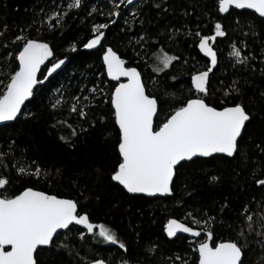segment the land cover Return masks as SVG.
Returning <instances> with one entry per match:
<instances>
[{"label": "trees", "instance_id": "1", "mask_svg": "<svg viewBox=\"0 0 264 264\" xmlns=\"http://www.w3.org/2000/svg\"><path fill=\"white\" fill-rule=\"evenodd\" d=\"M65 2L66 0H0V27L8 25V31L0 36V68L4 66L3 58L7 52L16 47L11 44V39L18 34L17 29L31 23L41 8L49 13L57 4L63 9ZM138 2L139 0L124 10L117 23L110 25L106 30L105 47L111 44L118 48L129 62L128 66H139L146 79L151 76L153 79L165 81L163 91L175 93L177 99L188 94V74L205 70L209 63L196 46L198 40L188 37L185 30L210 35L217 20L224 25L227 36L217 38L215 44L219 65L214 70L215 75L211 76L210 91L214 100L225 101V91L234 79H239L243 95H231L226 102L243 100L245 104L250 105L251 112L256 114L253 123L248 126V134L240 142L242 149L248 153L250 162L247 167H243L239 159H225L220 155L196 158L191 162H183L174 179L172 196L150 198L131 195L110 180V172L117 159V133L111 116L105 123H97L87 133H79L78 136H70V129L64 126L53 128L58 120L63 119H67L74 126L82 124L87 128V122L80 121L75 114H69L71 97L90 96L88 91L81 90L91 89L93 86L109 93L115 85V82L108 79L103 67L102 49L82 48V44L92 36V24L108 23L109 19H115L96 13L88 16L90 5H96L105 12L112 10V6L109 0H85V7L79 12L72 10L65 18L62 28H41L37 31L36 27H33L26 32L31 38L43 39L53 48L54 59L46 61L48 67L65 56L69 59L61 69L42 85L37 86L38 93L25 105L24 110L35 113V119L25 120L21 116L17 122L0 126V148L7 150L9 141H15L14 152L8 158L9 169L4 170L5 174L10 172L14 187L22 190L30 186L77 199L81 205L80 211L88 212L92 222L105 223L112 228L126 244L127 250L120 249L118 244L104 242L102 238H93L90 234L86 236L85 241H80L78 231H63L60 232L57 243L68 235L69 239L65 242L69 246L54 249L56 254L46 257L48 264H84L81 258L85 256L89 259L104 258L108 264H122L125 261L127 264H181V261L175 259L179 256L181 260H186L187 264H197L198 254L194 249L198 240L185 236L169 239L163 230L168 218H177L196 227L191 224L187 213L197 215L199 212L197 218H200L203 212L207 211L217 220L213 226L214 238L217 241L235 239L244 219L240 215L243 206L248 204L251 211L257 212V202L264 199V188L256 186L252 178L255 162L264 160V155L255 147L264 141V99L260 96V93L264 92V77L258 71L252 73L242 70L239 66L233 67L234 60L229 56L234 41L238 44L239 41H245L248 45L245 54L248 51L253 53L256 59L252 63L259 69L260 61L264 58V34H260L264 31V20L248 10L230 9L229 13L220 14L216 7L217 0H164L162 7L168 8L167 12L152 7L151 3L145 4L140 17L144 23L141 25L138 18L129 31L124 21L130 19L129 13ZM121 7L123 8V5ZM252 23H255L258 35L249 33L247 37L244 36L243 33L249 31L248 25ZM168 26L181 29V34L176 36L174 41L167 40L165 36ZM145 31L153 39L159 40V45H146V51H142L138 46L134 48L136 37ZM129 41L133 43L130 44ZM5 42H9L7 49L3 47ZM73 42H76L79 48L75 53L70 51ZM159 46H163L169 54L181 57L180 62H174L172 69L166 70L169 77L176 75L178 80L173 81L164 74L152 72L153 53ZM137 52L140 53L139 56L136 55ZM45 75L47 69L44 66L39 79L43 80ZM0 80L6 84L7 76L0 74ZM151 82L149 80L150 84ZM57 89L60 92H57ZM61 93L67 102L54 110L51 104L61 98ZM97 99L100 103L94 107L90 119L107 114V97L98 96ZM164 115L162 112L160 119H163ZM77 131L79 132V127ZM61 136L69 137L74 144L70 146L60 139ZM16 161H26L28 164L35 161L52 175L50 178L42 176L40 179L27 175L21 177L11 168V164ZM56 169L60 170L59 174H56ZM212 176L219 177L218 182H212ZM257 178L264 179V175H258ZM224 205L227 207L221 212L220 209ZM76 229L83 230L78 226ZM262 255L264 253L259 246L252 244L246 264H264V261H261Z\"/></svg>", "mask_w": 264, "mask_h": 264}, {"label": "snow or ice", "instance_id": "2", "mask_svg": "<svg viewBox=\"0 0 264 264\" xmlns=\"http://www.w3.org/2000/svg\"><path fill=\"white\" fill-rule=\"evenodd\" d=\"M112 10L105 12L96 5H90L88 16L96 13L101 16L114 17L108 23H94L91 27L92 36L82 48L86 50L102 49V64L107 76L115 81V85L109 93L102 88L93 86L88 91L90 96H73L68 109L69 114H75L80 121L87 122L74 126L67 119L58 120L52 127L60 126L70 129V136H78L79 133H87L97 123H105L109 116L114 121L116 129V154L110 172V180L122 186L130 194H146L147 196H172L174 192V178L177 176L183 162H191L194 158L215 157L239 159L243 167L250 162L248 153L242 149L241 141L248 134V126L253 123L256 114L251 112L250 105L243 100L226 102L231 95L242 96V88L239 79H234L229 89L225 91V101H217L212 98L211 76L219 65L218 51L215 47L217 38L226 37L227 31L220 21H216L212 28V34H202L200 31L185 30L188 37L198 40L196 45L199 51L209 61L205 70L188 74L190 87L188 94L177 99L175 93L163 91L166 82L147 79L139 70V66H127L128 61L118 48L107 43L106 30L110 25H115L117 19L123 15L124 10L133 6L134 0H109ZM167 12L168 8L162 7L164 0H139L129 13L130 19H125V26L130 31L137 19L142 25L141 9L145 4ZM123 5V8L121 7ZM85 7V0H71L65 2V7L57 4L49 13L43 8L37 13L36 18L23 28H18V34L11 39V44L16 45L12 51H8L3 58L4 66L0 68V74L7 76V83L0 80V123L17 122L23 116L25 120L35 119L36 114L25 111V102H31L45 80L55 74L65 65L69 57L56 60L51 66L46 65L50 58L54 59V51L50 44L43 39L31 38L26 35L28 29L36 27L56 30L62 28L65 18L72 10L79 12ZM217 10L220 14L229 13L231 9H249L258 14V18L264 20V0H217ZM188 13H185L187 15ZM239 24V21H237ZM248 36L258 35L255 23L248 25ZM8 31V25L0 27V36ZM181 34V29L168 26L165 36L167 40L174 41ZM260 34H264L262 31ZM194 40V42H195ZM132 44V41H129ZM159 40L153 39L148 32L140 33L134 42V48L139 47L146 51L147 46L159 45ZM3 47L7 49L9 42ZM248 45L245 41L233 42L229 56L233 58V67L239 66L242 70L259 74L264 77V58L260 61V67L252 63L256 59L251 51L245 54ZM79 50L78 44L73 42L70 51ZM264 51V49H262ZM140 55L139 52L136 53ZM154 66L152 72L164 74L173 81L178 80L176 75L168 76L166 70L174 67V62H180L181 57L169 54L163 46H159L153 53ZM187 63V61H185ZM14 64V70H13ZM47 69V75L41 80L38 73L41 66ZM151 80V84L149 83ZM155 89V90H153ZM60 92L59 89L56 90ZM162 93V94H161ZM98 96L107 97L109 105L106 115L96 119H90L94 107L99 104ZM264 99V92L260 93ZM170 98V99H169ZM88 101V104L82 103ZM64 100L56 99L51 104L52 109L61 108ZM164 112V118L160 119ZM79 127V132L77 131ZM60 139L70 146L74 144L69 137L61 136ZM264 144V141L261 142ZM256 144L259 153L264 155V146ZM15 149V141L10 140L7 150L0 148V264H48L46 257L55 255V250L68 248L65 242L69 239L65 235L64 240L57 243L59 230L66 233L78 231L80 241H85L87 235L93 238H102L104 242L118 244L120 249L127 250L117 233L105 223H94L88 212H81V205L77 199L67 198L58 193L42 191L34 187H24L18 190L13 185L9 169L8 158ZM34 165V167H33ZM19 176H33L37 179L51 177V173L42 169L35 161L28 164L26 161H16L11 164ZM56 169V174H59ZM99 171V170H97ZM264 175V160H257L252 169V178L256 186L264 188V179L257 178ZM219 177L212 176V182H218ZM259 210L253 212L248 204L243 206L240 215L243 221L239 227L235 239L214 238L213 226L217 223L216 217L204 211L200 218L187 213L190 226L177 218H168L164 225V232L168 238L177 236V233H187L194 238L201 237L194 251L198 254L197 264H246L247 254L252 244L259 246L264 253V199L257 202ZM224 205L220 211L223 212ZM223 223V221H220ZM82 226L84 230L76 229ZM231 227V225H229ZM86 230V231H85ZM79 255V253H77ZM84 264H108L104 258H81ZM181 264H187L186 260L176 256ZM264 261V255L261 256ZM127 264V262H122Z\"/></svg>", "mask_w": 264, "mask_h": 264}, {"label": "water", "instance_id": "3", "mask_svg": "<svg viewBox=\"0 0 264 264\" xmlns=\"http://www.w3.org/2000/svg\"><path fill=\"white\" fill-rule=\"evenodd\" d=\"M138 0H134V4L137 2ZM231 9V8H230ZM237 10H248V11H251V12H254V10H249V9H237ZM258 15V14H257ZM128 66V65H127ZM44 67V65H42L41 66V69ZM41 72V71H40ZM105 72H106V70H105ZM39 74L40 73H38V78H39ZM106 75H107V73H106ZM108 77V76H107ZM108 79L109 80H111V78L110 77H108ZM112 81V80H111ZM113 82H115V81H113ZM116 83V82H115ZM30 100H31V98H30ZM27 102L28 101H26L25 102V105L27 104ZM25 105L23 106V108L25 107ZM9 123H12V122H5V123H0V126H3V125H6V124H9ZM217 155H219V154H217ZM200 158H204V157H200ZM207 158H210V157H207ZM194 159H196V158H194ZM175 179V178H174ZM122 187V186H121ZM130 194V193H129ZM131 195H143V196H146V197H150V198H156V197H166V196H161V195H157V196H147L146 194H131ZM95 223V222H94ZM191 226V225H190ZM78 227H80V228H82L83 229V227L82 226H78ZM84 230V229H83ZM63 231H66V230H59V232H63ZM86 231V230H85ZM166 234V233H165ZM179 236H185V237H188V238H191V239H195V240H202V239H204V233H202L201 234V237H199V238H194V237H192L190 234H187V233H177V236L176 237H173V238H169V239H175V238H177V237H179Z\"/></svg>", "mask_w": 264, "mask_h": 264}, {"label": "bare ground", "instance_id": "4", "mask_svg": "<svg viewBox=\"0 0 264 264\" xmlns=\"http://www.w3.org/2000/svg\"><path fill=\"white\" fill-rule=\"evenodd\" d=\"M202 240H203V239H202ZM199 241H200V240H199ZM199 241H198V242H199Z\"/></svg>", "mask_w": 264, "mask_h": 264}]
</instances>
